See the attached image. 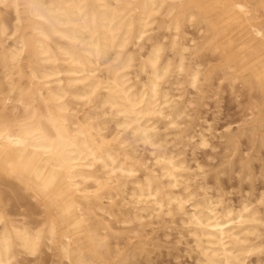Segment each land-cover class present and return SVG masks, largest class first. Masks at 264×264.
I'll use <instances>...</instances> for the list:
<instances>
[{"label": "bare ground", "instance_id": "obj_1", "mask_svg": "<svg viewBox=\"0 0 264 264\" xmlns=\"http://www.w3.org/2000/svg\"><path fill=\"white\" fill-rule=\"evenodd\" d=\"M211 2L217 6L210 16L201 0H0V62L8 78V94L0 98V183L21 188L45 215L40 225L30 227L6 218L7 204L0 200V264H17L18 254L36 255L43 244L57 246L69 264H95L81 257L82 238L74 239L71 230L82 228L96 246H105L89 218L93 209L107 213L101 200L112 201L118 194H123V205L134 210V223L148 218L155 224L153 220L180 216L200 264H248L262 252L264 216L258 206L245 202L236 208L220 193L197 198V190L195 194V188L189 189L190 166L166 152L159 138L158 122L182 130L179 121L192 104L183 92L172 93L165 86L173 65L195 90L202 79V67L187 63V54L196 55L199 45L192 48L181 41L186 36L181 18L205 22L207 29L215 25L214 18L229 20L231 29L240 31L247 53L229 42L214 41L226 28L204 43L231 63L255 60L252 81L264 85V25L254 21L246 1ZM2 6L13 13L10 32ZM160 16L169 18L177 61L164 57V46L156 41L138 63L129 44L149 38ZM24 58L30 80L20 87L12 76L15 70L23 77ZM137 63L143 79L131 75ZM71 100L80 109L72 108ZM85 106L88 111L81 108ZM98 108L103 121L97 120ZM109 120L115 132L107 134L104 125ZM198 140L208 144L204 133ZM135 143L150 149L157 170L145 166ZM102 230L112 232L109 225Z\"/></svg>", "mask_w": 264, "mask_h": 264}, {"label": "rangeland", "instance_id": "obj_2", "mask_svg": "<svg viewBox=\"0 0 264 264\" xmlns=\"http://www.w3.org/2000/svg\"><path fill=\"white\" fill-rule=\"evenodd\" d=\"M243 1H246L252 9L254 21L264 25V0ZM201 2L208 15L215 14L216 2H211V0H201ZM2 12L4 17L6 16L5 19L9 21V25L13 20L11 8L2 6ZM24 16L27 19L26 13H24ZM214 19L212 22L215 25L211 27L212 29H207L209 28L207 24L202 21L201 23L197 19L194 22H189L185 18H181L182 21L180 20L181 32L183 35L186 34L181 41H184L190 47L195 44L199 45L196 55L187 54V63L190 67H193L195 63L202 67V79L200 78V84L195 90L189 84V78L184 74L178 75L175 65H173V70L168 77V85L165 86H170L172 93L183 92L184 100L188 98L192 101V104L186 108V114L188 115L182 117L179 121L182 123L181 126L184 127L182 130L174 129L169 125L166 126L165 121L158 122L160 128L159 138L166 152L172 153L178 159L183 160L186 165L188 164V167L190 166L189 184L193 183V185L190 184L193 187L190 186L189 189L195 188L192 189L194 193L197 190V194L195 193L197 198H202L205 193L210 194V196H217L220 193L226 203H230L237 208L245 202H250L255 207L258 206L257 208L264 216V85H255L252 81L251 69L258 67L255 60L250 61V59H247V62L235 60L231 63L230 58H221L220 53L212 52L208 48V44L204 43L209 40L208 38L212 34H220L226 28L229 30L225 33L222 32L219 38L214 41L229 42L244 53L248 51L240 38V31L231 29L230 25L232 23L229 20H221L219 17ZM168 21V17H158L156 23L159 25L157 26L156 23L155 26L153 25L154 30L149 38L140 45H138V42H134L135 40L129 44V48L134 52L138 63L142 56L148 52L151 44L159 41L164 46L163 56L171 58V61L175 64L174 61H177L178 56L177 48L171 46L172 31ZM12 23L9 26V32L12 31ZM10 27H12L11 30ZM228 37L231 39L229 40ZM14 38L16 37H12L11 40ZM24 60L23 66L26 69L23 68V77L19 78L15 70H13L14 74L12 76L13 78L16 77L14 78L15 83L20 87H23V85L25 87L30 80L27 67L28 60L27 58H24ZM24 62L26 63L24 64ZM138 63L137 67L133 68L131 75L135 79L137 76V78L143 79L145 73L140 71ZM229 64H233V70L227 69ZM2 67L3 65L0 62V98L8 94V78L6 77L5 68ZM174 82H179V85H174ZM70 105L72 108L77 107L80 109L73 100L70 101ZM81 108L84 111L89 110L88 106ZM100 110L98 108L94 112L98 113L97 120L103 121L104 117L100 116L102 111ZM114 126V121L109 120L104 125L106 128L105 133L108 134L109 131L114 133ZM200 133H204L208 137L207 145L199 143L198 134ZM192 136H195L194 140L190 139ZM133 146L137 149V156L146 162L145 166L153 169L155 165L150 155V149L136 143ZM198 166H201V171ZM154 169L157 170V167L155 166ZM3 183H0V194L2 195L0 200L5 201L4 203L7 204L5 206V210L7 209L6 218H14L26 225L29 223L30 227L40 225L45 216L41 205L34 201L28 193H24L21 188L19 189L15 185L11 186L8 182ZM129 187H131L130 184ZM122 195H115L112 201L107 197L101 200L103 201L102 206L108 214L95 209L90 214L89 223L104 237L105 246H96L92 240L86 237L82 228L71 230L74 239L79 236L82 238L78 242L81 244V257L84 260L95 264H200L194 240L189 235L188 228L181 222L180 216L178 218L175 215V221L174 218L172 220L168 217L169 222L165 217L164 220H153L155 224H152V221L148 218L144 221H147V223L138 224V221L134 223L136 221L133 218L134 210H131L132 207H129V205H123ZM6 199L9 201L6 202ZM109 213L110 216H108ZM105 225H109L112 232L102 230V226ZM261 234L262 252L259 255L252 256L248 260L250 261L247 262L248 264H264V221L263 226H261ZM77 253L78 250H75L73 255L75 256ZM77 259L78 256L74 260ZM17 260V264H69L61 256L57 246L49 247L45 244L41 246L40 252L36 255H27L21 252L18 254Z\"/></svg>", "mask_w": 264, "mask_h": 264}]
</instances>
